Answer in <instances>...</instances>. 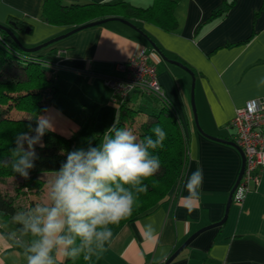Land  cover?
I'll return each instance as SVG.
<instances>
[{"label": "crops", "instance_id": "1", "mask_svg": "<svg viewBox=\"0 0 264 264\" xmlns=\"http://www.w3.org/2000/svg\"><path fill=\"white\" fill-rule=\"evenodd\" d=\"M104 1L120 0H60L63 5ZM123 1L137 7L152 3ZM229 2L232 6L225 15L210 20L213 12ZM42 3L0 0V23L12 28L25 47L57 39L38 54L58 87L60 104L77 117L79 102L63 82L74 77L86 82L85 93L93 108L89 118L84 114V124L88 122L85 140L103 137L116 118L119 102L105 83L108 78H122L116 63L145 47L169 110L188 144L187 164L175 195L119 227L105 247L95 252L91 264H163L188 237L224 215L221 225L200 232L168 264H264V171L259 184L249 189L242 202L231 200L227 207L242 157L236 147L210 137L232 141L230 121L235 108L249 99H264V0H181L174 10L173 30L129 20L154 46L117 20L66 35L77 26L45 21ZM128 100L140 111L146 105V113L161 105L153 95L139 91H133ZM49 108L40 115L45 116ZM66 120L68 132L62 135L75 139L76 124ZM99 120L102 125L96 131ZM198 168L202 169L203 183L194 210L189 212L185 182ZM53 175L40 174L45 186L39 203L46 199V185ZM17 230L0 218V264H26L23 247L9 238Z\"/></svg>", "mask_w": 264, "mask_h": 264}, {"label": "clouds", "instance_id": "2", "mask_svg": "<svg viewBox=\"0 0 264 264\" xmlns=\"http://www.w3.org/2000/svg\"><path fill=\"white\" fill-rule=\"evenodd\" d=\"M27 127L16 134L10 155L0 157V165H10L25 179L38 159L36 146L43 147V137L53 130L42 115L35 118V127ZM151 132L140 138L114 123L95 146L89 142L87 148L67 152L46 185V199L13 217L19 235L13 232L9 238L23 247L26 264H65L81 257L87 261L105 247L113 236L110 226L131 216L139 194L148 191L144 181L161 168L153 153L163 147L167 134L159 125ZM202 183V169L187 177L189 212Z\"/></svg>", "mask_w": 264, "mask_h": 264}, {"label": "trees", "instance_id": "3", "mask_svg": "<svg viewBox=\"0 0 264 264\" xmlns=\"http://www.w3.org/2000/svg\"><path fill=\"white\" fill-rule=\"evenodd\" d=\"M180 1L152 0L147 7H137L123 0L69 5H63L60 0H43L41 14L45 21L55 24L79 26L108 17H121L127 20L152 22L163 29L173 30L176 27L174 10ZM231 6L232 2L226 3L224 8L213 12L210 20L225 15ZM15 24L19 26L20 23L15 22ZM58 93V87L41 56L21 49L10 35L0 29V157L6 158L10 155L9 149L15 147L16 134L27 132L29 123L35 127V118L51 106ZM157 99L161 102L160 107L146 113L142 120L136 119L140 109L130 100L126 99L119 103L113 122L117 127L130 128L138 137L143 138L152 135L151 129L159 125L166 132L167 137L163 147L153 153L161 161L159 172L144 181L148 191L139 194L131 216L118 225L110 226L113 234L122 225L137 219L155 205L167 200L166 192L177 181L180 183L185 171L188 144L181 135L179 124L169 110L167 101ZM102 138L99 135L90 136L83 142V148H87L89 142L95 146ZM43 145V147L36 146L38 159L27 179L13 172L10 165H0V181L13 176L20 177L13 190L15 192L21 190V194L28 198L27 209L38 203V196L45 186L40 174L55 173V170H58L61 163L66 160L67 152L75 149V139L52 130L43 137ZM149 198L155 200L145 201ZM14 199L15 197L0 187V218L18 229L19 225L13 221V217L20 208L15 205ZM93 258L94 255L85 261L81 257L75 262L65 261V264H91Z\"/></svg>", "mask_w": 264, "mask_h": 264}, {"label": "built area", "instance_id": "4", "mask_svg": "<svg viewBox=\"0 0 264 264\" xmlns=\"http://www.w3.org/2000/svg\"><path fill=\"white\" fill-rule=\"evenodd\" d=\"M116 70L122 78L112 77L105 81L113 90L115 101L128 100L133 91L165 100L156 68L145 47H139L127 60L116 63ZM230 127L232 141L242 150L245 159L242 175L232 194V200L240 203L249 189L259 184L264 171V99H249L236 107Z\"/></svg>", "mask_w": 264, "mask_h": 264}, {"label": "rangeland", "instance_id": "5", "mask_svg": "<svg viewBox=\"0 0 264 264\" xmlns=\"http://www.w3.org/2000/svg\"><path fill=\"white\" fill-rule=\"evenodd\" d=\"M42 48H40V49H42ZM39 50H37L33 53H35L36 55H39L38 54ZM63 83H64V88L68 90V92L71 94V96H73L72 98H75L79 102L78 117H77V114L75 112H72L71 110H69L68 107H63L59 102L60 98H57V97L55 100H53L52 105L50 106L48 112H46L44 117L50 122L52 129L54 131H56L60 134H64V135L66 132H68L66 130V128H67V125H66L67 120L66 119L70 118L71 120H74V122L76 124L75 129L73 130V132H75V136H76L75 137V149L83 148L82 143L85 140V137L87 134V128H88L87 127L88 122H86L84 124V114H86L87 117L89 118L90 117L89 112H90L91 108H93L92 103H90L88 95L85 93L88 86H87L86 82H82L81 79L79 80V78H77V77L76 78L74 77L72 80L70 79L66 83L65 82H63ZM61 85H62V83H60V86ZM151 99L152 98L150 97L148 100H151ZM84 100H86L85 106L83 105L85 102ZM81 105H83V107ZM145 106H142V111H140L137 114L136 119H138V120L144 119V116L146 115V112H147L146 111L147 106L146 107ZM82 112H83V114H82ZM92 124H93V120H92ZM99 125H102L100 120L97 123L98 127H96L95 130L97 128H99ZM42 179H44V178H42ZM19 180H20V177H17V176L3 178L0 181V187L4 191H6L9 195L11 194L13 197H15L14 203H15V205H18V207L20 208V209H18V211H25V210H28L27 208L29 207L28 206V198L24 197L23 194H21V190H19L17 192H15L13 190V187L16 186V183ZM155 183H157V182L155 181ZM178 186H179V182L177 181V183L173 184V186H171L169 188V190L166 192L165 198H169V197H172L173 195H175V193L177 192ZM147 200L153 201V200H155V198H149V199H146L145 201H147ZM155 204H157V202Z\"/></svg>", "mask_w": 264, "mask_h": 264}, {"label": "water", "instance_id": "6", "mask_svg": "<svg viewBox=\"0 0 264 264\" xmlns=\"http://www.w3.org/2000/svg\"><path fill=\"white\" fill-rule=\"evenodd\" d=\"M111 20H117V21H120V22H122V23H124V24H126V25H128L129 27H131V28H133L135 31H137V32H139L141 35H143L145 38H147L146 36H145V34L143 33V31L142 30H140L139 28H137L133 23H131L129 20H126V19H124V18H121V17H108V18H104V19H100V20H96V21H91V22H88V23H85V24H82V25H79V26H77V27H75L74 29H72L71 31H69L68 33H66V35H69V34H71V33H73V32H75V31H78V30H81V29H83V28H86V27H90V26H95V25H99V24H103V23H106V22H108V21H111ZM12 27L14 28L15 27V25L12 23ZM0 29L1 30H3V31H5L8 35H10L11 37H12V39L17 43V45L21 48V49H23V50H25V51H28V52H35V51H37V50H39L40 48H42V47H45V46H47L48 44H50V43H52L53 41H55V40H57L56 38L55 39H51V40H49V41H46V42H44V43H41V44H39V45H36V46H34V47H25L21 42H20V40L18 39V37L15 35V33H14V31L12 30V28H10L9 26H7V25H4V24H2V23H0ZM58 38V37H57ZM147 40L149 41V43L152 45V46H154L153 45V43L152 42H150V40L147 38ZM184 69H186V68H184ZM190 74H191V76H192V78H193V75H192V73H191V71H189V69H186ZM193 86V85H192ZM192 106H193V103H192ZM193 109H194V107H193ZM194 116H195V114H194ZM195 124H196V126H197V128L198 129H200L199 127H198V124H197V121H196V117H195ZM211 138H213V139H216V140H219V141H222V142H225V143H228V144H230V145H232V146H234V147H236L238 150H239V152H240V155H241V157H242V164H241V169H240V171H239V174H238V177H237V179H236V181H235V184L233 185V188H232V190H231V192H230V194H229V196H228V199H227V207H228V205L230 204V202H231V200H232V194H233V192H234V189H235V187H236V185H237V183H238V181H239V179H240V177H241V175H242V172H243V168H244V162H245V159H244V154H243V152H242V150L233 142V141H227V140H224V139H220V138H217V137H213V136H210ZM225 216L226 215H224V218L223 219H221L220 221H218V222H216V223H213V224H211V225H208V226H206V227H203V228H201V229H199L198 231H196L195 233H193L190 237H188L187 239H186V241L178 248V249H176V251H174L167 259H166V261H164V263L163 264H168L170 261H172L189 243H190V241L193 239V238H195L200 232H202V231H204V230H206V229H208V228H211V227H215V226H219V225H221L223 222H224V220H225Z\"/></svg>", "mask_w": 264, "mask_h": 264}]
</instances>
